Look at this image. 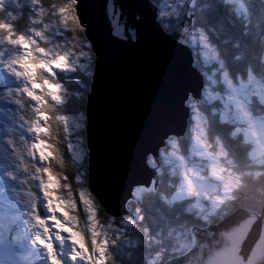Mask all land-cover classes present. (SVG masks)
I'll return each instance as SVG.
<instances>
[{
	"label": "snow or ice",
	"instance_id": "1",
	"mask_svg": "<svg viewBox=\"0 0 264 264\" xmlns=\"http://www.w3.org/2000/svg\"><path fill=\"white\" fill-rule=\"evenodd\" d=\"M189 2L195 3V0ZM6 3L16 9L21 7L18 0H0V76L6 72L14 81L6 93H0V98H7L16 106L12 138L4 143L5 133L0 132V197L5 190L14 193L16 203L9 206L19 205L21 214L7 219L0 214V264H21L15 259L17 249L23 250L25 257H36L38 264H115L109 246L121 237L111 233L119 234L121 229L100 220L101 205L91 191L83 187L74 189L67 174L62 169H55L62 160L53 123H67V117L57 114L60 109L56 106L64 103L62 90L65 88L57 70L65 74L79 71L91 75L92 45L83 35L87 29L78 11L79 0H66V3L49 7L41 0H30L39 10L32 14L30 24L23 29L16 23L18 13L9 10ZM184 3L185 0H165L156 15L161 30L171 34L169 29L174 19L181 23L182 16L190 11L186 6L181 7ZM201 28L204 30L196 39L204 51L205 63L219 64L220 79H216L215 74H206L207 83L201 85L202 96L188 93L182 103L190 110L189 119L197 122V145L193 147V156L199 155L201 161L209 160L212 171L209 174L204 164L195 159L183 156L171 159L167 149L171 148L173 154L179 152L181 133H165L156 148L145 154L146 166L157 171L162 172L158 160L161 165L173 164V174L180 178L179 190L173 199L195 201V206L201 205V194L218 186L212 183L213 178L223 179L218 169L221 161L228 160L230 140L236 134L224 125H232L239 131L237 126L244 119L242 110L249 109L252 98L259 95L260 102L264 103V75L257 79L249 67L246 79L243 75L241 78L230 77V65L225 62L227 57L221 59L218 46L209 39L208 33L216 30L215 25L207 29L201 25ZM185 30L181 24L180 31ZM69 32L72 33L70 36ZM113 34L121 35L115 28ZM121 38L131 37L122 35ZM179 42L188 43L183 39ZM235 59L238 61L241 56L237 55ZM194 67H199L198 62ZM218 83L226 86L227 100L214 89ZM33 84L37 87L33 88ZM214 102H222L223 108H212V115H218L219 120L212 122L214 141H208L207 133L200 127L203 117L196 105ZM76 126L81 127L80 124ZM201 140H204L202 147L199 146ZM80 159L83 160L82 154ZM180 169H183L182 173ZM74 179L82 184L84 176L79 174ZM8 180L13 183L9 184ZM243 188L239 176H230L225 184V198L239 199L236 193ZM132 224V220L123 221L125 226ZM225 235L233 245L227 248L231 252L235 242L229 234Z\"/></svg>",
	"mask_w": 264,
	"mask_h": 264
},
{
	"label": "water",
	"instance_id": "2",
	"mask_svg": "<svg viewBox=\"0 0 264 264\" xmlns=\"http://www.w3.org/2000/svg\"><path fill=\"white\" fill-rule=\"evenodd\" d=\"M157 7L151 0H79L84 36L94 56L84 112L87 190L110 217L130 214L126 205L131 200L139 204L133 197L136 189L157 185L145 154L165 133L185 135L190 119L182 101L188 93L200 95L204 84L187 43L179 42L192 29L190 16L184 32L180 27L168 34L156 22ZM114 28L121 35H114ZM157 164L161 167L159 160ZM226 233L235 242L231 252ZM193 236L190 251L166 264H210L224 246L221 255L233 264H264L263 215L238 209Z\"/></svg>",
	"mask_w": 264,
	"mask_h": 264
},
{
	"label": "trees",
	"instance_id": "3",
	"mask_svg": "<svg viewBox=\"0 0 264 264\" xmlns=\"http://www.w3.org/2000/svg\"><path fill=\"white\" fill-rule=\"evenodd\" d=\"M159 2V0H156ZM263 0H197L196 6L190 9L191 14V26L192 30L197 33L201 31V25L205 26V29L211 25H215L216 30L208 33L209 39L218 46L217 50L221 52V59H226V65L229 66V75L232 77L235 75L236 78L243 77L246 79V72L249 67L256 72L258 68V63L260 61L261 55L264 53V15L263 12ZM41 3L45 7H49L52 4H63L66 0H41ZM9 10H13L12 7H8ZM2 10V9H0ZM193 15H195V23L193 21ZM263 17V18H262ZM7 18V17H5ZM21 29L27 25L26 18L22 20H17ZM178 25L173 22L172 28H177ZM195 27V29H193ZM200 27V28H199ZM204 30V29H203ZM72 33L69 32L70 36ZM84 35V34H83ZM227 43H224V41ZM188 46L194 48L192 51L194 57L196 56L195 63L198 62V71L201 75L206 76L215 74V78L219 80L218 63L210 62L211 68L205 66V57L200 56L198 49L195 47L192 39L188 37ZM241 56L240 60H236L235 57ZM94 56L92 55V67L91 74L93 70ZM218 74V75H217ZM258 76H262V73L256 72ZM61 82L65 85L64 90L66 91V99L62 105L56 106L60 111L57 112L58 115L80 117L83 114V127L79 129L76 136L80 139L79 143L83 152V160L77 163L73 160V156L69 150V142L71 137H67L65 129L61 121H55L53 123V128L56 133L57 138V148L61 155L62 164L57 163L55 165L56 170H63L64 173L70 178V183L73 185L74 189H79L83 187L87 188V162L88 154L85 148V117L84 112L86 108V97L90 90L91 75H86L85 73L75 72L68 74H60ZM207 79V78H206ZM205 79V84L207 83ZM220 94L226 95V86L222 85L216 87ZM0 93H6V89L0 88ZM202 96V95H201ZM261 99V98H260ZM258 96L252 98V108L253 111L259 115L264 116V103L260 102ZM201 106L198 108L200 113H205L207 115V126L205 131L208 134L207 140L214 141L215 136L213 134L212 122L218 121L219 116L212 115V108L221 106V102H214L212 105H206L200 103ZM194 119L189 120L188 127L184 137L179 138L180 149L179 152L185 157L196 159L202 162L196 156H193V151L190 149L189 143L192 140V124ZM225 128H232L231 131L235 132L236 127L232 125H224ZM236 133V132H235ZM231 148L228 160L231 163V169L234 174L244 175L247 174L245 179H242V184L244 188L241 192L236 193L239 199L231 203L232 205H225L218 209L217 213H214L215 218L219 219L224 216L222 211H224L225 216L227 213H231L233 210L243 209L248 212L257 213L258 215H263L264 222V185L259 188L260 184H264V171L253 172L252 167L248 166L251 163L250 149L251 143L247 142L245 135L242 133H236L235 136L231 137L230 140ZM224 162V161H222ZM161 163V162H160ZM83 174L84 181L82 184H78L74 179L75 176ZM159 185L158 190L155 194H152L150 198L143 199L141 206L138 207V216H142V219L135 224V231L144 235L142 240L144 241L148 238L146 242L147 248H142L143 255L138 259L132 260L131 264H141L143 262L154 259L152 264H165L168 261L177 258L193 247V239H190L189 232L187 231L188 220L185 225L180 228V233L184 236L187 234L188 239L185 243L181 240L171 238L168 228L160 229L158 225L150 222L148 218V213L160 212L163 214L162 210L157 207L161 206L164 211H167L163 203H166L167 209L171 208V202H174L171 197L175 190V184L178 182L177 177L168 176L167 167L163 164L162 173H158ZM213 180V179H212ZM214 181V180H213ZM216 182V181H214ZM217 183V182H216ZM162 197H168L166 200ZM78 199V194H77ZM176 204V202H174ZM226 206H229L226 208ZM177 209V206H176ZM143 211L141 213V211ZM174 210V209H171ZM42 211V210H41ZM103 210L100 208L98 216L104 224H108V220L113 222L114 227H121L123 222L122 218H111L105 215ZM127 211V208H126ZM227 212V213H226ZM188 213H193L188 211ZM132 211L130 212V215ZM174 214H180V217L186 220V208L182 210H175ZM158 215V214H157ZM121 229V228H120ZM157 232L155 233V231ZM127 235L124 234L125 238ZM141 250V251H142Z\"/></svg>",
	"mask_w": 264,
	"mask_h": 264
},
{
	"label": "rangeland",
	"instance_id": "4",
	"mask_svg": "<svg viewBox=\"0 0 264 264\" xmlns=\"http://www.w3.org/2000/svg\"><path fill=\"white\" fill-rule=\"evenodd\" d=\"M152 2H157L156 0H151ZM18 2L20 3L21 7L19 9H16L14 5H10L6 3V7H12L13 11L18 13L19 16V20H22L23 18H26L27 20V24H30L31 22V18H32V14H34L35 11H38V7H34L33 5H31L30 0H18ZM165 3V0H159V2H157L158 7L157 10H159L160 7H163ZM197 0H195V3H191L189 2V0H185L184 4H181V7L184 8L185 6L187 7V9H192L196 6ZM169 7H172V5H169ZM191 11V10H190ZM190 11H187L186 14L184 16H182L181 18V23H176L175 19L174 22L178 25L177 28H170L172 31L177 30L181 27V24L183 25L186 22V17L188 15L191 14ZM158 12V11H157ZM196 17L194 15L193 17V21L195 23ZM200 28V27H199ZM195 29V27L193 28ZM201 31L203 30L202 28L200 29ZM200 33V32H199ZM198 33V29H197V33L194 30H190L189 31V35L187 36V41H188V37H190L195 45V47L198 49L199 55L203 56L204 55V51L203 49L199 46L198 41H197V37L199 35ZM188 46V44H187ZM188 48L190 49V51L192 52L193 55V61L195 63V59L196 56L194 57V53H193V49L190 48L188 46ZM197 60V59H196ZM262 60L264 61V54L262 55ZM193 63V65H194ZM261 65V64H260ZM209 67L211 68L210 64H205V68ZM42 67V66H41ZM219 67V64H218ZM258 67L260 68V66L258 65ZM58 73L60 74H65V73H61L59 72V70H57ZM83 73V72H80ZM68 74V73H67ZM210 75H212L210 73ZM218 75V74H217ZM201 77L203 78L202 82L205 84V79L206 76L201 75ZM219 79H220V74H219ZM207 82V79H206ZM35 84H33V88ZM222 83H218L217 85H214V89L219 92V90L216 89L217 86H222ZM220 93V92H219ZM259 97V99L261 98L259 95H257ZM62 97L63 100L66 99V91L63 89L62 90ZM225 100L228 99L227 95L224 96ZM261 100V99H260ZM201 106V104H197L196 107L197 109ZM220 108H223V103L221 102V106ZM212 110V109H210ZM233 111H235V108H233ZM10 110H6L4 112H0V132L5 133L4 135V143H6L8 138H12V128L14 126H16V122L13 120V112H11ZM242 114L244 116V119L242 120V122L237 126L239 127V131H237L236 129V133H242L245 135V139L247 140V142L252 143L251 144V149H250V156H251V163L248 165L250 167H252V171L253 172H258L259 170L264 169V118L260 117V116H256L252 109H251V104L249 105V109L244 111L242 110ZM2 115V116H1ZM201 116L203 117V119L200 121V127L203 129V131L205 133H207L205 131V128L207 126V115L205 113H201ZM67 117V123L65 124L64 122H61L64 129H65V133L67 135V137H71L70 138V142H69V150L73 156V160L77 163L81 162L80 156L81 154L83 155L81 146H80V139L76 136V134L79 132V129H81L83 127L82 125V121L80 117H72V116H65ZM6 122V123H5ZM80 124L81 127H77L76 125ZM5 125V126H4ZM192 140L189 143L190 145V149L193 150V147L197 145V122L194 119L193 124H192ZM9 128V129H8ZM10 132H9V131ZM208 137V134L206 135V139ZM204 145V140L199 141V146H203ZM169 155L171 156L172 160H176L178 159L180 156L185 157V155H181L180 152H177L175 154L172 153V149L169 148L167 149ZM205 151L207 152L208 149H205ZM85 155V153H84ZM83 155V157H84ZM197 158H199L201 160V157L199 155H196ZM187 159H193V158H188L185 157ZM196 160V159H195ZM200 162V161H198ZM201 163L204 164L205 166V170L210 174L212 171V163L209 160H203ZM161 164V163H160ZM167 167V171L168 174L170 176H176L178 182L175 185V190H174V195H172L171 199L176 202V204L174 202H171L170 207H178L179 210H182L183 208H186V215L188 211L191 212H195L197 209L199 211H205L208 213H213V211H217V209H221L220 207L231 204L233 202H235V200L232 199H226V192H225V184L228 183L229 177L231 176L232 178H235L237 176H239L241 182L242 179H245L246 174L244 175H238V174H234L232 169H231V163L229 160L224 161L220 163L219 169L218 171H220V174L223 176V179L221 180H216L213 178L214 181H216L218 183V188L219 190L216 192H211V193H203L200 196L201 199V205L200 206H195V201H191L192 203H190L187 200H179L176 199L174 200L173 197L177 194L178 190H179V176L178 175H174L173 171H174V166L172 163H168L165 164ZM5 167H7V164H4ZM161 168L163 170V164L161 165ZM159 174H161L162 172L157 171ZM180 172H183V169H180ZM211 178V176H210ZM5 179L7 180V177L5 176ZM9 184H12L13 182L8 180ZM17 187H19V185H17ZM87 189V188H86ZM158 188L156 189V183H153L152 185L148 187H141V188H137L133 197L139 202V204H142L143 199L150 198L152 196V194H155L157 192ZM5 193H3V196L0 197V214H3L6 219L8 217H12V216H16V215H20V206L17 205V207H10L9 204H15L16 203V196L14 193H12L11 191H4ZM223 200V203H220V201ZM213 201H215L216 203L213 204ZM204 202H207L209 204L208 208H205V204ZM136 201L131 200L128 204H127V211L130 213L132 211V214H128L126 217L122 218L124 221L125 220H132L133 224L132 225H123V222L121 223V231L119 234L116 233H111L113 236L119 235L121 238L118 240L113 241L114 244L110 245V251L113 252L114 255V260H115V264H131L130 262L134 259H138L141 255H143V250L142 248H147L146 242L148 241V238H146L144 241L142 240V238L144 237L143 234H139L135 231V224L142 219V216H139L140 218H137L138 216V207L140 206ZM229 206H226V208H228ZM19 211V212H18ZM224 211H222V214L224 215ZM83 215V214H82ZM110 216V215H109ZM114 218H118L115 216H112ZM51 219V217L49 218ZM185 219H183L182 217H180V215L176 218H174L171 222H164L163 224H161V226L164 225H168V226H172L173 228L170 229L172 231V233H177V235L181 236L180 228L182 227L181 223L184 222ZM108 223H113L111 220H108ZM157 232V230L155 231V233ZM126 234L127 236L124 238L123 235ZM175 239H177V237H175ZM94 243V242H93ZM142 250V251H141ZM5 258H9L7 255H5ZM15 259H17L18 261L21 262V264H38V260L36 257H25L23 250L17 249L16 253H15ZM154 262V259H150L148 261V264H152Z\"/></svg>",
	"mask_w": 264,
	"mask_h": 264
},
{
	"label": "clouds",
	"instance_id": "5",
	"mask_svg": "<svg viewBox=\"0 0 264 264\" xmlns=\"http://www.w3.org/2000/svg\"><path fill=\"white\" fill-rule=\"evenodd\" d=\"M34 87H37V85H34ZM127 207V205H126ZM166 210H169V209H166ZM141 211V210H140ZM143 211H141L142 213ZM158 214V215H157ZM178 215V214H177ZM180 215V214H179ZM178 215V216H179ZM127 215H125L124 217H126ZM177 216V217H178ZM187 216V215H186ZM124 217H121V218H124ZM113 218V217H111ZM148 218L149 220H153V219H157L158 223H159V228L160 229H167L169 230V235L171 238H174L177 237L178 240H181L183 243H185L188 239V236L187 234L184 236L183 234H181V236L177 235V233H172V231L170 229H172L173 227L172 226H168V225H164V226H161V224H163L164 222H171L172 220H170L165 214H162L160 212H157V213H148ZM124 221V220H123ZM183 226L185 225V220L184 222L181 223ZM190 235V239H193V246H194V236H192V234H189ZM225 247V246H224ZM224 247H221L219 249H217L212 257L210 258V264H233V261L231 259V257H227V258H224L222 257V253L224 251ZM188 252V251H187ZM186 252V253H187ZM186 253H184L183 255H185ZM182 256V255H181ZM176 259V258H174ZM173 260V259H172ZM171 261V260H170ZM169 262V261H168ZM166 264V263H165Z\"/></svg>",
	"mask_w": 264,
	"mask_h": 264
},
{
	"label": "bare ground",
	"instance_id": "6",
	"mask_svg": "<svg viewBox=\"0 0 264 264\" xmlns=\"http://www.w3.org/2000/svg\"><path fill=\"white\" fill-rule=\"evenodd\" d=\"M262 18H263V17H262ZM262 21H264V20H262ZM263 54H264V53H263ZM198 69H199V68H198ZM7 111H8V110H7ZM11 112H12V111H11ZM11 112H10V113H11ZM1 116H2V115H1ZM5 123H6V122H5ZM0 126H1V125H0ZM4 126H5V125H4ZM0 128H1V127H0ZM84 128H85V127H84ZM8 129H9V128H8ZM8 131H9V130H8ZM9 132H10V131H9ZM3 133H4V131H3ZM4 193H5V192H4ZM18 212H19V211H18ZM189 251H190V250H189ZM189 251H188V252H189ZM179 257H180V256H179ZM179 257H177V258H179Z\"/></svg>",
	"mask_w": 264,
	"mask_h": 264
}]
</instances>
